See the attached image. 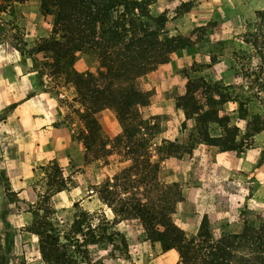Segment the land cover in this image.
I'll use <instances>...</instances> for the list:
<instances>
[{"label": "rangeland", "instance_id": "rangeland-1", "mask_svg": "<svg viewBox=\"0 0 264 264\" xmlns=\"http://www.w3.org/2000/svg\"><path fill=\"white\" fill-rule=\"evenodd\" d=\"M146 4L151 18L162 19L154 24L161 37L181 38L192 49L176 61V70L168 78L160 68L136 80L151 99L140 114L143 127L135 137L141 148L133 152L120 149L121 127L108 108L97 119L100 132L94 135V150L98 152L86 151L84 138L89 132L81 118L83 102L65 74H51L49 60L37 51V43L50 36L52 18L41 14L39 0L0 7V70L31 80L21 94L9 87V100L0 92V103L37 95V102L55 104L59 120L53 125L63 127L67 137L80 145V152L65 148L63 159L34 164L33 174L0 158V216L4 212L15 235L8 264H45L27 259L26 248L38 246V238L26 231L35 220L32 211L38 204L45 210L40 215H48L60 233L73 236L78 226L83 228L86 242L71 246L70 251L88 264H180L179 248L159 241L164 227L150 235L129 213L127 200L146 199L149 204L157 202L156 208L174 207L165 220L179 230L187 249L190 244L202 249L216 246L223 236L245 230V222L255 228L259 220L264 222V137H257L264 131V89L247 107L249 113L261 117L258 134L250 136L247 124L252 120L233 103L225 105L231 118L225 128L205 125L211 136L222 133L224 138H233L236 148L232 150L199 142L192 120L176 108L189 78L223 79L227 85L234 83L236 93L242 83L233 79L237 72L251 75L244 80L245 89L252 85L256 90L257 85L251 83L255 76L264 84V53L261 60L242 42L247 24L256 20L257 11L264 10V0H146ZM233 52L238 53L236 58ZM98 67L99 59L88 51L77 55L72 70L87 76ZM11 106L0 114V120ZM162 140H177L178 145L157 151ZM10 174L32 189L19 197L11 187ZM8 187L13 194L6 193ZM77 238L82 245L81 237Z\"/></svg>", "mask_w": 264, "mask_h": 264}, {"label": "trees", "instance_id": "trees-1", "mask_svg": "<svg viewBox=\"0 0 264 264\" xmlns=\"http://www.w3.org/2000/svg\"><path fill=\"white\" fill-rule=\"evenodd\" d=\"M24 1L28 0H0V7ZM39 10L42 15L52 18V27L50 36L37 43V51L43 53L44 60H49L47 67L51 69V74H65L83 102L85 109L81 118L89 132L84 138L86 151H97L94 150V135L100 132L97 119L106 108L113 112L121 127L117 136V141L121 140L123 144L120 149L133 152L141 148L135 137L140 135L143 127L140 114L150 104L151 94L140 90L136 80L160 68L164 77L168 78L176 70V61L186 58L192 48L181 38H165L158 34L154 24L161 23L162 19L151 18L146 0H39ZM255 15L256 20L247 24L242 42L249 44L262 60L264 10L257 11ZM88 51H93L99 59V67L95 73L89 72L84 76L72 68L77 55ZM232 55L236 58L238 53L233 52ZM249 77L251 75L239 72L233 75L234 80L242 82L237 85L240 93L235 92L234 83L227 85L223 79L207 81L189 78L186 81L184 94L179 97L176 108L186 119L192 120L199 142L218 146L222 151L236 148L233 138H224L222 133L211 136L209 129H205L207 123L221 129L229 124L231 118L225 109L227 103L238 105L239 111L253 121L247 124L251 137L259 133L261 117L249 113L247 107L260 98L264 84L259 83L260 76H255L251 83L257 85L256 90L252 85L245 89L244 80ZM174 145H178L177 140H162L155 149L160 151ZM5 190L13 194L11 188ZM47 197L42 196L45 200H48ZM155 203L149 204L146 199L131 203L127 200L125 205L150 235H156L155 231L164 227V232L158 233L159 241L168 242V248H179L180 264H264V222L261 220L257 228L245 222V230L237 235L223 236L216 246L202 249L198 244H190L191 248L187 249L179 230L165 220L175 208L169 204L156 208ZM40 211L45 212L38 204L37 210L32 211L35 220L26 231L38 238L41 259L45 264H80L82 261L71 254L70 247L83 246L86 242L83 228L78 226L73 236L60 233L50 217L40 215ZM4 216L3 212L0 216L3 224L0 231V264H8L15 238ZM78 236L83 241L82 245ZM91 238L95 240L93 236ZM223 244L226 246L223 247Z\"/></svg>", "mask_w": 264, "mask_h": 264}, {"label": "crops", "instance_id": "crops-1", "mask_svg": "<svg viewBox=\"0 0 264 264\" xmlns=\"http://www.w3.org/2000/svg\"><path fill=\"white\" fill-rule=\"evenodd\" d=\"M19 75H14L8 69L0 70V92L7 94L2 96L6 100L10 99L9 87L15 93L20 94L24 92L25 87H29L31 80ZM36 97L37 95L28 100L15 99L11 102L0 103V114L12 105V109L0 120V158L5 163L19 166L20 169L27 168V174L35 172L32 166L36 163L43 166L53 160L63 159V152H67L65 148H69L70 152H80V145L67 137L63 127L53 125L59 120L56 105L37 102ZM257 137H264V131ZM65 160L68 161L67 157ZM241 162L246 164L244 159ZM9 181L19 197L32 189L30 184L24 185L23 182H19L16 175L10 174ZM14 249L13 246L10 255ZM31 249H33L31 252L33 257L29 256ZM26 250L29 262L42 260L37 245L28 246ZM80 264L88 263L82 261Z\"/></svg>", "mask_w": 264, "mask_h": 264}]
</instances>
